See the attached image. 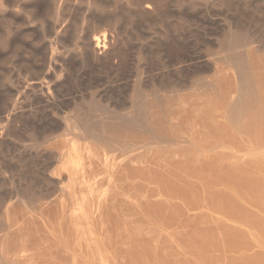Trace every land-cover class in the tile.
<instances>
[{
	"label": "bare ground",
	"instance_id": "1",
	"mask_svg": "<svg viewBox=\"0 0 264 264\" xmlns=\"http://www.w3.org/2000/svg\"><path fill=\"white\" fill-rule=\"evenodd\" d=\"M76 1L0 0V63L35 74L0 84V264L134 263L144 230L221 206L222 180L263 203L264 0ZM80 4L86 29L63 18ZM80 63L121 77L86 94Z\"/></svg>",
	"mask_w": 264,
	"mask_h": 264
},
{
	"label": "rangeland",
	"instance_id": "2",
	"mask_svg": "<svg viewBox=\"0 0 264 264\" xmlns=\"http://www.w3.org/2000/svg\"><path fill=\"white\" fill-rule=\"evenodd\" d=\"M76 2H77V4H79L80 0H77ZM110 8L113 9V6H110ZM73 9H74V6L72 7V10H68V9L65 10V12H64L65 14L63 13L65 16L63 18L69 19V20H71V18H72L71 21H73V20L76 21L79 25L83 26V29H86L90 25V22L89 21L86 22L88 19H86V20L83 19V14H81L82 13L81 9H82V11H89V12L92 9L89 10L87 5H81L79 7L80 10L78 12H76L77 8L75 10H73ZM80 23H83V24H80ZM143 27H145V26H142V28ZM124 29H126L125 26H124ZM34 34H36L37 36L41 35V37H43L42 33L40 31L36 30L34 32ZM41 37L39 36V38H41ZM52 37H53V35H52ZM187 39H188V44L191 46V49H193L194 45H196L195 44L196 40L194 39L193 36L191 37V34L187 37ZM69 44H71V43L59 44V47L60 48L62 47L61 49H63V48H66V46L68 47ZM43 52H44V50H43ZM134 54H133V56H135ZM3 60L2 61L5 65L3 63H0V66H1L0 67V70H1L0 71V84L5 83V85H6L7 82L5 81L4 75H6V74L9 75L14 71H17L19 73L21 70L22 74L24 73L25 76L28 74H30V76L35 75L33 72L28 70V68H26V66L23 64L24 61L18 62L14 68L13 64L10 65L11 61L10 62L8 61L9 63L6 62L8 60L7 56ZM136 65H137V60H136V56H135V57H132V61L130 63V66H129L128 70L126 71L127 78H126V76H125V78L128 79L127 82L136 78V76H137V72L135 69ZM77 68H78L77 69L78 73L84 74L85 81H86L85 83L86 84H92V86L89 89H83L85 87V85L80 86L83 89V92L86 94L88 93L89 90H93L94 87H95V89H97V88L101 89L102 86L105 87L107 85L106 86L107 88H113L112 86H110V87L108 86V85H110V84H108V82L110 83L111 80H114L116 78L121 77L120 75H117L116 71L112 68H109V67L102 68V67L95 65V64H92V63L89 65L86 64V66H83L80 63L79 65H77ZM21 72H20V76H22ZM24 74H23V76H24ZM123 80H125V79H123ZM70 82L72 83L71 86H73V84H74L73 81H70ZM89 82H91V83H89ZM104 84H106V85L104 86ZM75 85L76 84H74V86ZM120 89L125 91V93L127 94L126 95L127 97H129L130 94L132 93V86H131L130 82L124 83V85H122L120 87ZM65 110H68V109L65 108ZM37 122H40V121H37ZM18 133H19L20 137H22L24 142L29 143L30 137L24 129L21 128V130H19ZM248 156H249V154H248ZM248 156L245 155L243 152H241V154L239 153V158H240L239 163L241 162L240 165L242 168L241 173H243V171H245L246 173L248 171L249 172L255 171L253 173L251 172V174H255L256 176L261 175V173L258 172L259 169H257L254 165L251 166L252 162L249 161L250 157H248ZM257 157L264 158V156H260V155ZM242 159H244V160H242ZM240 160H242V161H240ZM246 162H247V164H245ZM242 163L244 164L243 165L244 167L249 165V168H252V169L243 168ZM248 163H250V164H248ZM222 182H224L225 185H228V183H230L229 181L226 182V180H222ZM221 183H218V185L214 186L216 188L213 187V188H210V190H209V188H207L208 191L220 192V194L219 193L218 194H219V197L221 200L220 204L221 203L222 204L219 207H216L213 205L212 206L213 210H212V207L210 208V206H211V204L209 203L210 200H207L208 196L206 197L204 195V192L207 190L202 188V187H199V186L198 187L195 186L196 188L190 187L188 190L195 191V192L190 191L191 193L194 194V197H200L201 191L203 192L202 195L205 196V198H207L205 201L208 202L207 204H209L208 205L210 208L209 210H211V211H204V214L206 212L207 213L205 215H203V213H197L195 210H191L192 213L191 214L188 213L189 214V215L187 214L188 216H185L182 213H179L180 216L183 215L182 217H180L179 215L174 216L172 218V220H170V222L174 221L173 219H176L173 223H174V226H175V223H177L176 227L178 225V228H174L173 223H171L172 226L170 225V229H172L173 231L171 230L170 233L175 232V234L172 233L170 238L168 237L169 239L167 238V240H166V237L164 236V232L162 233L161 231H159V233L160 232L162 233V237H161V233L159 235V233H157L158 231L155 230V232H156L155 233L156 237H155L154 232H152L151 230H148V229L144 230L140 236V240H142L140 242H143V241L144 242H143V244L141 243L139 248H138L139 251L142 250L141 251L142 253L137 251L138 253L136 252L137 253L136 255L138 257L135 256L137 260L139 259L142 261L137 262V260H135L134 263L135 264H264V259H263L264 258V256H263L264 255L263 254L264 253L263 252L264 251V202L260 203V205H259V203L251 200L252 194H250V193H252L251 192L252 190L250 188H249L250 190L249 189H243L244 187L247 188L246 186H244L245 183L243 184V186L237 185L239 183L240 184L243 183V181H240L239 183L237 182V184L235 186L238 188L242 187V189L245 191H241V188H239L240 189V192H239V190L237 189L239 192V195L241 193H242V195H240L241 198L239 199V201L234 200V202H236V203L232 204L233 200L229 196L230 194H228L230 191L229 188L227 186H225L223 183L222 184ZM194 188H195V190H194ZM211 189H213V190H211ZM247 190H248V192H247ZM198 191H199V193L197 194ZM223 192L227 195H224ZM221 193H222V195H221ZM205 194H206V192H205ZM222 196H224V197L221 198ZM226 197L228 198L229 202H228ZM224 198H225V201H224ZM230 203H231V205H229ZM16 205H20V204H16ZM214 209H215V211H214ZM163 215H166L167 216L166 218H168L170 216L169 210H165L163 212ZM144 218H146V217H144ZM144 218H143V222L147 220V219L144 220ZM2 219H5V214L2 211H0V220H2ZM148 221H146V222H148ZM146 222H144V223H146ZM228 230L231 233L227 232ZM145 232H148V234L147 233L144 234ZM149 233H150V235H149ZM151 234H152V236H151ZM210 234L212 235L211 237H210ZM201 235H202V237H200ZM203 235L206 236V239H207V236L209 235L208 239L206 240L205 236L203 237ZM152 237L155 239L154 241H153ZM160 238H161L162 244H160V242H161ZM156 240L160 241L159 242L160 247L158 244H156V242H157ZM152 241H153V243H152L153 245H151V243H150ZM155 244L157 245L156 248L154 246ZM144 245L147 249L148 248H150V249L145 250ZM146 245H148V247ZM153 246H154V248H152ZM153 249H154V251H153ZM155 249L157 251H155ZM150 250H152L153 252H151ZM146 251H147V253H146ZM149 251H150V254H152V255H150L148 253ZM259 253L261 254L260 258H258L259 257L258 255H260ZM146 254H148L147 257L149 256V258H147L148 261L145 260ZM142 256L143 257L145 256L144 257L145 259H142L143 258ZM261 257H262V259H261ZM245 258H247V259H245ZM124 262H120V263L121 264H123V263L127 264L126 262H128V261L125 260ZM128 263L134 264L133 262H128Z\"/></svg>",
	"mask_w": 264,
	"mask_h": 264
}]
</instances>
